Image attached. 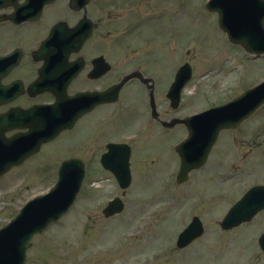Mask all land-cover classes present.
Segmentation results:
<instances>
[{
    "label": "rangeland",
    "instance_id": "rangeland-1",
    "mask_svg": "<svg viewBox=\"0 0 264 264\" xmlns=\"http://www.w3.org/2000/svg\"><path fill=\"white\" fill-rule=\"evenodd\" d=\"M206 1L164 0L161 8L165 10V17L159 22L158 20L145 22L143 27H147L146 31L149 30L148 35L144 33L145 39L128 35L130 31L125 21L129 22L133 14L121 15V20L111 16L104 18L103 14L102 36H105L106 41L133 38V41H136L134 45H145V52L152 53L148 58L156 59L155 52H159L160 59L156 60L158 65L163 66V71L165 69L176 71L179 64L190 62L194 69V78L184 97L186 107L182 110L183 113L196 109L201 111L226 103L264 78V58L253 60L240 47L234 48L236 46L232 47L229 44L228 47L226 44L223 46L225 41L218 29L217 16L205 11ZM122 2L124 3V0ZM156 25L161 26L164 35L154 40L152 37L156 33ZM106 31H110L114 36L109 38ZM190 36L191 38H188ZM224 37L226 39V36ZM193 38L197 39V43L195 42L197 46L187 57H183L182 49ZM0 39L5 43L21 40L17 34L7 37L1 33ZM5 43L0 42V49ZM142 58L144 56L139 55L134 60ZM137 62L139 61L133 64ZM130 65L131 63H128L126 67ZM171 73L172 71L163 76L166 78ZM166 85L159 87L160 95ZM141 91L142 88L139 86L134 95L137 99H123L122 95L116 104L111 107L104 106L101 109V121L104 124L101 131L105 127L116 129L117 124L112 127L111 124L115 122L121 124L127 112L138 111L139 117L143 118L149 116V110L144 103L147 96ZM165 106L168 109L166 104ZM90 122L89 120L88 123ZM141 129L142 127H138L120 132L118 127V133L110 137L119 138L123 134L135 133ZM79 131L88 133L94 131V128L79 127L63 135L49 144L48 149L43 148L41 154L31 160V164L29 161L27 165L15 168L7 178L0 180V227L17 213L29 198L46 190L55 182L56 168L63 158L53 163L54 157L65 156L68 143L73 146L86 136H81ZM182 131L184 133L183 129ZM182 131H176L175 138H178ZM169 133L167 131L165 134L169 136ZM98 137L96 135V141L101 138L102 142L106 140ZM105 137L110 139L108 136ZM218 144L213 152V162L209 160L208 168L198 173L195 181L190 183V188L183 190L182 187L176 188L171 184L136 181L127 190L124 198L126 212L111 221L104 219L102 210L109 199L120 197L123 192L113 179L108 183H93L100 177L97 176L99 173L97 168L93 170L92 166L76 205L58 224L34 239L27 264H205V259L209 264H264V258L253 260L258 235H252L264 226V216L254 225L222 238L226 246L218 244L223 235L218 225L222 216L219 212L223 210L222 208L230 206L244 190L264 183V107L240 129L224 133ZM135 145L136 153L141 151L144 155L135 154L137 158L141 157V160L138 162L135 160L134 171L144 179V168H154L151 160L157 157L152 151L155 148H152L150 140L136 141ZM83 152L70 155L88 156L89 151ZM157 161L153 165L159 167L162 163L159 159ZM167 165H169L167 168L173 167V164ZM177 166L178 163H175L168 173V178L172 171L175 173ZM157 169L161 178L162 168ZM225 171H230L235 177L225 180L223 178ZM153 175L157 178L156 173ZM173 175L172 173L170 178ZM236 187L239 193L236 192ZM187 195L192 196L190 200L185 199ZM168 212L180 214L184 212L185 220L189 217L188 212L191 216H200L210 227L208 230L210 232L206 236L208 238L197 244V247L195 245L191 247L189 252L177 254V251H173L172 244L173 240L175 243V233L180 221L173 219L174 223L168 225V228L160 224V219L168 217ZM172 213L169 215L174 218ZM136 231L139 234L142 231V237L138 235L133 239L127 238V234ZM250 235L253 241L250 248L252 251H248L249 244H252L248 240ZM102 249H110L112 253L101 254ZM178 255H181L179 263L176 261ZM185 255L187 259H183Z\"/></svg>",
    "mask_w": 264,
    "mask_h": 264
},
{
    "label": "flooded vegetation",
    "instance_id": "flooded-vegetation-1",
    "mask_svg": "<svg viewBox=\"0 0 264 264\" xmlns=\"http://www.w3.org/2000/svg\"><path fill=\"white\" fill-rule=\"evenodd\" d=\"M27 0H19V3H25ZM32 2L30 5V9H34L33 16L34 17H41L40 20L36 22H22V23H13L11 21H4L0 22V33L5 34L8 36L17 34L19 38H21L20 41L14 42V43H5L3 40L0 39V42L5 43L3 48L0 49V52H5L7 49H9L12 45H15V47H20L25 50V56L23 58V61L21 63V66L18 70H15L10 74V76L4 80L5 83H8L15 79H20L24 82L25 87L28 86L36 77L37 71L39 69V65H37L36 61H34L32 53L34 49H36V45L40 43L42 39H44L53 25L59 21H65L68 22L70 25H75L78 23L83 17L84 12L83 10H80L79 12L72 10L70 7V0H57L56 5L51 6L50 8H44L42 11L40 10L41 7H43L41 2L42 0H28ZM90 3L84 7L87 12V15L90 19H92L94 22H96L99 25L98 30L101 27V4H98V2L94 3V1L98 0H89ZM152 5H155V3H152ZM82 7V6H81ZM148 9V6H145V9ZM155 10V9H152ZM14 12V8H4L0 10V19L2 16L10 15ZM144 13L150 14L151 10H143ZM27 29V30H26ZM97 30V31H98ZM96 33V32H95ZM94 33V34H95ZM93 34V36H94ZM23 38V39H22ZM26 42V43H25ZM90 45L88 48H85L83 51L84 59H85V69L81 73L80 77L71 85L77 83V86L79 90H86V89H97L101 87V78L96 80L87 79V76L89 72L93 68V60L101 54V50L99 51V46L96 45L95 41L92 43V40L90 41ZM26 65L28 68L26 71L19 72L18 75H15V73ZM145 90L148 93L149 97V90L144 85ZM23 98V99H22ZM21 98L19 102H17L18 105H24L25 107L30 106L25 100L24 96ZM29 98V97H25ZM30 99V98H29ZM33 104V103H32ZM31 104V105H32ZM16 105V104H14ZM9 108L10 106H6Z\"/></svg>",
    "mask_w": 264,
    "mask_h": 264
},
{
    "label": "water",
    "instance_id": "water-1",
    "mask_svg": "<svg viewBox=\"0 0 264 264\" xmlns=\"http://www.w3.org/2000/svg\"><path fill=\"white\" fill-rule=\"evenodd\" d=\"M257 0L252 1V8L255 11L256 14L262 15L260 21L258 23L251 22V32L254 36L256 43L254 44V48L258 53H264V6L261 7V5L256 3ZM262 4H264V0H258ZM215 6H220L222 11L218 8L220 12V24L221 26L229 33L231 38L233 40H236L238 42H241L245 47L248 49L250 48V38L249 36L245 37H235L233 33L231 32L230 27L241 29V31L245 32L244 28H242L241 25H239L241 16L248 12L249 4L246 0H214L213 1ZM240 27V28H239ZM243 29V30H242ZM264 103V83L257 87L254 91H250L245 96L241 97L240 99L236 100L232 108L230 110H223L218 113L217 119L218 122L216 123V127L214 128V131H210L208 135V143L206 150L203 152V159L207 156L211 146L217 139V135L219 131L223 128H235L237 127L240 122L246 118L247 113L248 115L254 112L261 104ZM250 112V113H249ZM230 117H238V119L234 120H227ZM189 129H191L190 125ZM208 130L204 127L203 121L199 123V129H197V132L200 133H206ZM192 136L196 134L195 130H191ZM10 142L14 143L15 140H11ZM9 143L7 144V148L5 149V146L3 147L4 152L0 154V162L5 160L3 164L0 165V174L7 171L12 165L21 163L28 155L29 153L22 151L21 153H18L15 150H12L9 152ZM2 146V144L0 145ZM9 153L14 154V156L9 158ZM190 157V155H188ZM193 166H196L195 163H193ZM66 170V169H64ZM66 172V171H65ZM59 187L57 188V190ZM74 194L72 195L71 199H74ZM73 201V200H72ZM18 236L22 238L21 232L19 230H16ZM5 238L12 239L13 236L11 234H4L2 235ZM29 240V239H28ZM28 240L24 242V248L29 247ZM21 243L17 244L13 251H18L20 249H23L21 246ZM22 251V250H21Z\"/></svg>",
    "mask_w": 264,
    "mask_h": 264
}]
</instances>
